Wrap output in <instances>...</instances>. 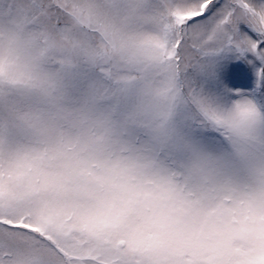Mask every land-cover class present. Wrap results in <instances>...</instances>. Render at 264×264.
<instances>
[{
	"label": "snow or ice",
	"instance_id": "1",
	"mask_svg": "<svg viewBox=\"0 0 264 264\" xmlns=\"http://www.w3.org/2000/svg\"><path fill=\"white\" fill-rule=\"evenodd\" d=\"M0 264H264V0H0Z\"/></svg>",
	"mask_w": 264,
	"mask_h": 264
}]
</instances>
